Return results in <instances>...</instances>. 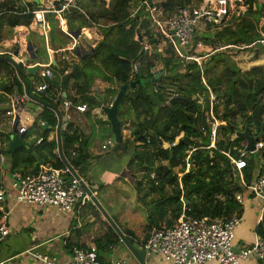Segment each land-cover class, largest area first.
Returning a JSON list of instances; mask_svg holds the SVG:
<instances>
[{"label": "trees", "instance_id": "trees-1", "mask_svg": "<svg viewBox=\"0 0 264 264\" xmlns=\"http://www.w3.org/2000/svg\"><path fill=\"white\" fill-rule=\"evenodd\" d=\"M99 1L104 3L103 0ZM130 1L110 0L108 9H104L99 15H94L91 7L81 2L79 7L83 10V14L76 11L71 16L65 17L67 31L70 35L76 36V30L92 23L98 25L97 29L102 40L93 48L91 55L89 51L83 54L88 56L82 66L68 67V64H65V68L59 72L61 76L59 86L66 88L70 79H77L80 73L84 74L83 67L89 63H95L105 72L104 79L107 82L116 85L117 89L125 87L118 105L117 117L120 125L125 122L122 116L126 115L121 114L124 105L126 106L125 112H131L135 116L130 121L133 141L141 143L145 148H151L152 157L166 163L165 168H155L157 178L153 180L147 178L146 182H135L134 184L139 200H145L153 194L158 196V199L152 200L148 205L149 215L145 230L151 229L153 218L157 217L161 220L168 209H170V214L177 219L183 205L195 218L229 217L234 214L241 216L243 211L237 204L234 193H240L245 197L250 194L240 184L238 172L232 168L229 159V157L238 159L239 150H243L245 146V141L235 136L239 129L234 119L236 115L242 117L243 127L241 126L240 131L247 126L249 133L257 134L262 126V139L264 138V99H258L259 91L264 92V65L242 71L231 60V55L227 52L231 51L230 48L218 50L219 48L212 47L216 43H220L223 47L250 46L258 40L262 32L261 27L264 25L263 21L262 26H259L261 19H264V3L258 5L256 4L258 0H243L247 6L243 15L233 17L220 30L205 32L206 36L211 34L210 37L202 35L197 37L203 45L211 46V52L207 53L208 56L198 64L176 58L169 48L166 51V57L157 55L158 60L154 56L141 53L136 33H139L141 39L146 35L151 43L155 41L145 19L148 12L142 8L131 17L130 12L127 11ZM136 1L138 4L153 2L152 0ZM59 3L60 0H55L54 6L57 7ZM186 4L189 6L192 2L190 0H169L163 4L164 14L170 16ZM253 5L255 9L252 8ZM3 10L9 12L10 15L7 16ZM32 12V10L26 12V9H16L14 2L1 5L0 25L6 23L14 28L28 25L33 20ZM47 20L51 23L53 30L54 14L48 15ZM59 42L63 40L60 39ZM140 56H145V61L151 59L152 62H148L146 66H144L145 61L138 64L137 73L131 75L132 65L137 63ZM157 61H160L162 68L153 72V63ZM0 68L13 71L12 66L6 62H0ZM20 69L24 77L27 71L21 66ZM160 73L163 75L155 79V76ZM50 78H48L49 86L58 88V83L53 80L54 78ZM25 80L27 81L26 78ZM17 83L21 86L18 80ZM207 87L219 101L215 109L222 106L223 110L219 117L220 131L215 142L216 149H206L209 146V139L203 137L199 131L203 116L208 111ZM7 91L9 92V89ZM115 91L116 89L113 93ZM199 96L203 97L202 103L198 102ZM43 99L60 108L58 103H53L44 97ZM84 100L92 106L97 104L96 99L93 98L86 97ZM72 103L75 101L73 100ZM35 119L40 126L41 145L35 148L31 145L20 147L13 154H8L6 149H1L2 154L9 160L10 172H23L35 163H49L54 168L64 169L59 158L53 153L56 150V142H46L47 135L56 127L57 121L54 113L42 108L40 113H35ZM41 122L44 125L41 126ZM71 129L69 126L67 132H62L63 153L73 169L83 180L87 181L86 174L90 167V157L86 151L87 143L86 141L80 142L76 132L68 133ZM181 133L182 137L174 145L175 139ZM5 140L10 141L8 136ZM163 142L170 144V147L164 149ZM120 144L122 143H118L117 146ZM190 146H194L195 150L190 155L191 166L186 172L183 160ZM69 148L75 153L74 156L67 153ZM246 156H250V159H246ZM246 156L243 158L246 161V167L242 170V175L244 182L249 186L255 176L264 170V147ZM177 167L185 172L179 182L181 188L178 185L175 187L177 176L173 170ZM67 177L70 178V175L67 174ZM166 186L171 187L170 194L166 193ZM100 188L102 189V186ZM186 202L188 203L185 204ZM89 205H91L90 202ZM121 231L131 243H134L130 231L122 229ZM255 234L257 237L264 238V212L261 221L255 227ZM118 243H121L119 238L107 225L106 234L94 241L98 258L102 261L99 252Z\"/></svg>", "mask_w": 264, "mask_h": 264}, {"label": "crops", "instance_id": "crops-1", "mask_svg": "<svg viewBox=\"0 0 264 264\" xmlns=\"http://www.w3.org/2000/svg\"><path fill=\"white\" fill-rule=\"evenodd\" d=\"M32 1L33 0L27 5L28 3H26L25 0H5L0 2V6L9 2H14L16 9H26V12H30V10L34 11L43 6L51 7L55 2V0H40L41 3L34 4ZM81 2H86V0H79V3ZM252 8L255 9V6L253 5ZM79 9L83 12L80 7ZM74 12L76 11L64 13L62 16L54 15L53 30L51 28V23L47 20V16L50 14L45 16L46 31L35 29L33 20H31L28 25H20L15 28L3 23L0 25V56L11 58L18 64L20 60H22L19 66L27 71L26 74H24V78L27 79L29 90L34 96L43 101H45L43 99L44 97L53 103H58L60 105V110L63 101L70 102L71 107L68 111L70 117L68 121L63 122L62 132H67L68 127L71 126L72 129L68 133L76 132L80 142L86 141L87 143L86 151L87 155L90 157V167L86 174L87 181L84 180V182L97 198H101V201L104 202V205L108 209L114 208L115 205L122 206V209L116 213V221L114 219L113 221L121 226L123 228L122 230L130 231L134 243L139 242L140 244L149 237L153 229L171 227L176 222V219L170 214V209H168L161 220H158L157 217L153 218L150 226L151 229L145 230L147 226V217L149 215L148 205L152 200L158 199V196L155 195L156 198L150 196L145 200H139L134 186L135 182H146L147 178L151 180L157 178L156 169L159 167L165 168L166 163L160 161L158 158L152 157L151 153H153V151L151 148H145L141 143L133 141L131 137V120H129L127 116H122V119L125 121L124 124L121 125L120 143L122 144L117 146L118 143L115 142V145L106 146L105 150L102 149V146L106 145L107 142H111V136L106 134L107 130L110 129V131H112L102 108L110 107L119 89H117L116 85L104 79L105 72L97 64L89 63L83 67L84 74L80 73L77 79H70L66 88H61L59 86L61 78L59 72L65 68V64H68V67L72 65L82 66L88 56L83 54L88 51L89 54L91 51L93 52V48L102 40V36L95 24L90 23L87 27L76 30L77 32H75L77 35H80L82 39L80 41V49L83 50L82 57L78 58L76 53L74 55L73 51H69L72 39L67 31V20L65 17L71 16ZM3 13L7 16L10 15L9 12L4 10ZM77 13L83 14L81 12ZM60 39L63 40V42H59ZM143 39H141L142 44L144 42ZM88 46L92 48L89 49ZM60 48L65 49V52H57V49ZM203 48L204 46H202L201 49ZM224 49L225 47L222 45L219 46V50ZM249 49L261 50L264 53L261 47ZM209 51L199 54L196 53L195 56L203 60L208 56L207 53H209ZM64 54L69 57L68 60L63 59ZM198 55L203 56L199 57ZM233 55L230 56L232 60L234 58ZM240 59L243 61L245 58L242 57ZM235 60H239L238 56L235 57L233 62L236 67L241 70L264 65V59H258L257 61L253 59L244 66L243 63H238ZM137 64L139 63L137 62ZM33 68H37V70L33 73L28 72V69ZM45 71H49L52 77H43L42 73ZM48 78H54L53 80L58 83V88H51L48 84ZM16 79L18 80L14 69L10 71L0 68V108H4L2 106L7 105L4 113H0V117L2 118L0 121V126L2 127L0 130V155L4 158V163L0 165V170L5 166L1 171L0 183L9 188L8 196L6 197V206L10 209L8 219L9 235L13 233L12 235L18 237H26V245L21 249L12 250V253L4 256V258H1L3 254L0 253V263L41 264L33 257V254L54 257L57 263H65L71 258L72 247H83V249L89 247L96 239L106 234L107 224L100 214L97 215L94 213L89 203H87L89 201L84 202L79 208L65 213L58 212L51 207L27 204L17 205L15 203V194L14 191L10 190L9 183V176L12 173L9 171V160L6 159L1 152V149L8 150L10 144V141L7 142L5 137L8 136L10 140L14 122L18 119L19 124L17 130L21 125L27 128V132L22 138V147L31 145L35 148L42 144L38 143L39 139H41V133L39 130V122L36 123L35 119V113H40L42 107L26 98L23 85L18 80L21 84V86H19ZM43 84L47 85L46 92L37 93L36 88ZM8 89L9 92L7 91ZM115 89L116 91L113 93ZM86 97L96 99L97 104L94 106L90 105V103L84 100ZM14 100L19 101L18 106L13 105ZM73 100L75 103H72ZM77 106L85 107V112L77 111ZM12 110L15 114V118L13 117V119L11 116L5 115L6 112ZM100 130H103V135L106 136L105 140L93 142V136L99 134ZM250 134L256 135V133ZM181 137L182 133L175 139L173 144L175 145ZM53 141H55V128L51 130L46 137L47 143ZM162 147L164 149L169 148L170 144L163 142ZM53 153L58 157L57 149ZM67 153H72L71 148L67 150ZM42 165L44 164L35 163L32 166H28L23 172H15L23 174L35 173ZM173 172L177 176V182H180L185 172H182L180 167L175 168ZM100 186H102V189ZM170 189V186H166L165 191L167 194H170ZM242 196L245 198L242 208L243 218L245 206L248 205L249 202H255L251 200L249 196ZM82 216L86 217L82 218ZM260 221L261 215L253 219V225L250 230L254 231V234L249 237V239L240 241L239 245H236L237 251L254 243L255 239H257L255 227ZM238 228L239 226L237 229ZM235 236L237 240L239 238L238 234ZM108 249L111 251L117 249L116 256L111 259H127L130 262L136 263L129 256L127 250L125 253H120L121 249L118 245H112V247L110 246ZM22 257L26 258L20 260ZM151 257L152 255L148 256L146 261ZM30 260H33L34 263H31ZM102 261L104 260L102 259ZM241 264L264 263L255 259H248Z\"/></svg>", "mask_w": 264, "mask_h": 264}, {"label": "built area", "instance_id": "built-area-1", "mask_svg": "<svg viewBox=\"0 0 264 264\" xmlns=\"http://www.w3.org/2000/svg\"><path fill=\"white\" fill-rule=\"evenodd\" d=\"M2 1L5 0H0V2ZM78 4L79 0H60L57 7L54 5L51 7L43 6L34 10L32 12L34 28L46 31L45 16L47 14L62 16V14L70 11L83 13L80 11ZM157 5L154 2L151 4L142 2L135 8L132 16L143 8L148 12V17H145V19L150 22L152 30L157 38L163 42V45L170 47L176 58L184 62L193 61L198 64H200L201 59L195 56V51L202 48V42L196 41L192 46L194 37H197L202 31L220 30L233 17L241 16L247 10L243 0H205L199 8L185 6L177 9L170 16H166L164 9ZM96 26L98 27V25ZM70 38L72 43L69 51L74 53L76 50L75 53L80 58L83 53V50L80 49L82 39L80 35H70ZM157 38L155 36V39ZM253 47H261L264 50V33H260V38L250 46H228L225 48L243 51ZM88 48L91 49L92 47L88 46ZM192 49L193 51L190 52ZM57 52L64 53L65 49H57ZM142 52L146 56L154 54L152 46L148 42H143ZM63 59L68 60L69 57L64 54ZM20 63H22V60H20ZM137 70L138 64L134 63L131 75L136 74ZM42 76L50 77L51 73L45 71ZM46 89L47 85L43 84L36 88V92H44ZM207 90L209 96L208 111L203 116L199 131L203 137L209 139V146L206 149H216L215 142L220 131V120L218 109L216 110L215 107L219 105V101L209 88ZM198 102H203L202 96L198 97ZM13 105L18 106L19 101L14 100ZM70 107V102L63 101L61 106L63 122L69 120L68 111ZM76 110L85 112V107L77 106ZM5 115L11 116L12 119L15 118L13 110L6 112ZM40 125L44 124L41 122ZM26 132L27 128L25 126L18 127V134L24 135ZM262 137L254 144V153L264 147V138L262 139ZM194 141L196 143V140ZM40 142L41 139L38 143ZM112 145V142H107L106 145L102 146V149L105 150L106 146ZM193 147H189L183 160L185 164L184 171L186 172L191 166L190 155L195 150ZM239 152L240 157L238 159H232L228 154L226 156L229 157L232 168L238 172L240 184L250 194L249 198L261 202L262 217L264 212V170L259 172L251 184L247 186L242 175V170L246 167V161L243 158L251 154L244 153L243 150H239ZM71 155L74 156L75 153L72 152ZM3 163L4 158L0 155V165ZM67 174L69 173L65 168L57 169L49 163L40 166L35 173L12 172L9 176V183L10 190L14 191L15 194V203L17 205L51 207L61 213L79 208L84 202L89 201V198L78 181L71 176L70 178L67 177ZM8 192L9 188L4 184H0V244L9 236L8 219L10 209L6 206ZM234 197L237 204L243 208L245 198L242 194L234 193ZM189 212L190 210L183 205L181 213L173 226L156 228L151 231L149 237L142 244H139L147 256L159 254L171 264H241L249 258L264 263V238L257 237L253 244L238 251L235 248L234 231L241 221L242 215L195 218ZM33 257L41 264H137L127 259L101 261L98 258L94 242L85 249L77 246L72 247L71 258L65 263H57L56 258L46 255L33 254Z\"/></svg>", "mask_w": 264, "mask_h": 264}, {"label": "rangeland", "instance_id": "rangeland-1", "mask_svg": "<svg viewBox=\"0 0 264 264\" xmlns=\"http://www.w3.org/2000/svg\"><path fill=\"white\" fill-rule=\"evenodd\" d=\"M86 1H88V2H85V3L88 4V6L91 7V10L94 13V15H99L104 9L107 10L108 7H109V3H110V0H103V2H104L103 4L99 0H86ZM152 1L154 2L155 5L158 4L157 6H161V8L164 9L163 4L168 2L169 0H152ZM190 1L192 2V4H190L189 6H192V7H195V8H199V7H201V4L204 3L205 0H201L200 3H199V0H190ZM261 3H264V0H258V2H256V4H258V5H261ZM137 6H138V2L136 0H131L128 3L127 11H128V13L130 12V16L133 15L132 13H133V11L135 10V8ZM185 6H187V4ZM146 21L148 23V28L150 30V33L153 35V39L155 41V43H151L146 35H145V37L143 39L144 42H148V43L150 42L149 44L152 46V50L154 51V54L156 53L155 55L152 54L150 56H152V57L154 56V58L156 60H158L157 55H160L161 57H166L167 56V52L166 51H168V48L169 49H171V48L170 47H166L165 45H163V42L160 39L157 38V35L152 30L153 28H152V26H150V22L147 19H146ZM263 21H264V19L262 18L260 26H262ZM96 28H97V26H96ZM259 29H260V27L258 28V30ZM261 31L262 32H260V33L264 32V25L261 27ZM205 32H207V31H202L200 34L197 35V37H200L201 35L203 37L206 36ZM155 36H156L157 39H155ZM210 36H211V34L207 35L206 37H210ZM197 37L196 36L194 37L193 42H192V46L194 45V43L196 41H200V39L197 38ZM202 46H204V48L203 49H197L195 51V53L199 54L201 52H206V51H209V50L211 51V46L210 45L205 46L202 43ZM219 46H221L220 43H216V44H214V47H212V48H215V47L219 48ZM191 51H193V49L190 50V52ZM227 52L230 55L236 54V55H233L234 56L233 60L235 59V57L238 56L239 60L238 61L235 60V61L238 62V63H243V66L246 65L249 61H251L253 59H256V61L258 59H264L263 51L257 50V49H255V50L254 49L253 50L245 49L243 51H236V50L231 49V51H227ZM242 57L245 58V59H243V61H242V59H240ZM145 60H146L145 56H140L138 58L137 62L139 64H142ZM150 60L147 59V61H145V63H144V66H146V64L148 62H152ZM201 61L202 60H200V63H201ZM153 62H154V60H153ZM153 66L154 67H153L152 70H153V72H156V71L161 69L162 64L160 63V61H157L155 64L153 63ZM257 67H259V66H257ZM247 70H249V69H245V70H242V71H247ZM151 87L152 86H150V88ZM258 99H260V100L264 99V92L263 91H259ZM2 107H4V108H0V113H4V110H5V108H7V105H4ZM124 108H125V106L123 105L122 109H121V114L122 113L125 114L127 116V118H130V120L133 119L135 117L134 114H132L131 112L126 113L125 112L126 109H124ZM217 111H218V117H220V115L223 112L222 106H220ZM1 119L2 118L0 117V121H1ZM134 121H135V119H134ZM234 122H235V124H237V128L240 130L241 126L243 125L242 117H240L239 115H236V117L234 119ZM1 129H2V127L0 126V130ZM106 134L111 136V142L113 143V145H115V139H114V135L112 134V131H110V129H108ZM105 137L106 136L103 135V130H100L99 134H96V135L93 136V142H96V141L100 142L102 140H105ZM151 154H153V153H151ZM246 159L249 160L250 156H246ZM2 168L4 169L5 166H3ZM2 170H0V176L2 174L1 173ZM100 183H102V182H100ZM0 184H2V183H0ZM177 185L181 188V184L179 182H177L175 184V187ZM151 196H154V198H156L157 195L155 196V194H154V195H151ZM97 200L101 204V206L104 208V210L109 214V216L116 221V213L119 212L120 209H122V206L121 205H115L114 208L108 209L104 205V202L101 201L100 197H98ZM253 201L256 204L249 202L248 205L245 206L244 217L241 219V221L238 224L239 228L237 229V227H238L237 226L236 227L237 230L235 229V231H234V234L236 232V234H238V237H239L236 240V236H235V240H234L235 248H236V245H239L240 241L247 240V239H249V237H251L254 234V231H251L250 228L253 225V219L254 218H258L259 215H261L260 207H261L262 204L259 201H256V200H253ZM87 203H89V202H87ZM89 206H92V205H89ZM257 207H258L259 211L257 210ZM91 209L94 211V213L99 215V213L97 212V210H96V208L94 206H92ZM84 217H86V216H82V218H84ZM102 224H104V223H102ZM119 227L121 229H123L121 226H119ZM237 232H239V233H237ZM12 234H10L9 237L6 238L3 243L0 244V253L3 254V255H1V258H4V256H7L10 253H12V250L21 249V248H23L26 245V237H24V236L18 237V236L12 235ZM137 243L139 244V242H137ZM140 244H142V243H140ZM116 245H118L119 248L121 249L120 253H125L126 252V248L123 246V244L118 243ZM99 254L102 257V259L104 260L103 262H108L111 258L116 256L117 249L115 251H111L110 249H103V250H101L99 252ZM24 258H26V257H22L20 260H23ZM249 259H253V258H249ZM17 262H19V261H17ZM30 262L34 263L33 260H30ZM146 262H147V264H171V263L165 261L164 257L159 255V254H152V257L148 258ZM241 263H243V262H241Z\"/></svg>", "mask_w": 264, "mask_h": 264}, {"label": "water", "instance_id": "water-1", "mask_svg": "<svg viewBox=\"0 0 264 264\" xmlns=\"http://www.w3.org/2000/svg\"><path fill=\"white\" fill-rule=\"evenodd\" d=\"M26 3H31V0H25ZM32 3L39 4L41 3L40 0H33ZM137 42L140 44V52L142 53V40L138 33H136ZM93 52L91 51L90 54ZM1 62L9 63L18 78V80L23 85L24 89V95L28 100H31L37 104H39L42 108H46L50 111H52L56 117V127H55V141H56V149H57V155L62 163L63 167L68 171L69 175L78 181L80 187L83 189L85 194L89 198V202L96 208L98 213L101 215L103 220L106 222V224L113 230V232L116 234V236L119 238L120 242L124 245L126 250L129 253V256L137 263V264H147L146 258L148 257L146 255V252L141 249L139 244L137 243H131L129 239L123 234L121 229L117 226V224L113 221V219L109 216V214L104 210V208L101 206V204L98 202L96 196L92 193L90 188L86 185L84 180L81 178V176L73 169V167L70 165L69 161L65 157L63 153L62 148V124H63V118H62V112L59 107H56L52 104H49L40 98L34 96L30 90L27 81L23 77V74L21 72L20 66L17 62H15L13 59L0 56ZM37 68L28 69V72H35ZM163 73L157 74L155 76V79H158ZM125 87L122 86L119 88V91L113 101V103L110 105V107H104L102 108L103 112L106 115L107 121L110 124L112 134L114 135V139L116 143L121 142V125L117 117L118 113V105L122 99V96L124 94ZM175 98V97H174ZM173 98V99H174ZM19 122L18 119L15 120L13 129L11 131L10 135V144L7 150L8 154H13L18 148L23 146V135L18 134L17 126ZM262 126L259 129V132L256 135H251L248 131V127L245 126L242 131H236L235 136L237 138H241L245 141V147L243 149L244 153L253 154L255 152V142H257L262 137ZM185 202V201H184ZM186 202L185 204H187Z\"/></svg>", "mask_w": 264, "mask_h": 264}, {"label": "clouds", "instance_id": "clouds-1", "mask_svg": "<svg viewBox=\"0 0 264 264\" xmlns=\"http://www.w3.org/2000/svg\"><path fill=\"white\" fill-rule=\"evenodd\" d=\"M81 57H82V55H81Z\"/></svg>", "mask_w": 264, "mask_h": 264}, {"label": "bare ground", "instance_id": "bare-ground-1", "mask_svg": "<svg viewBox=\"0 0 264 264\" xmlns=\"http://www.w3.org/2000/svg\"><path fill=\"white\" fill-rule=\"evenodd\" d=\"M256 143V142H255Z\"/></svg>", "mask_w": 264, "mask_h": 264}]
</instances>
